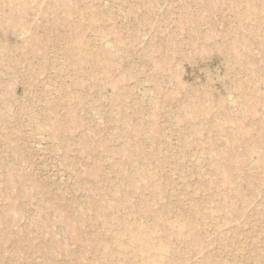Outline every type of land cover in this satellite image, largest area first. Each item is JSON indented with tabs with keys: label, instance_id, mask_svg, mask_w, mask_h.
Returning <instances> with one entry per match:
<instances>
[{
	"label": "rangeland",
	"instance_id": "rangeland-1",
	"mask_svg": "<svg viewBox=\"0 0 264 264\" xmlns=\"http://www.w3.org/2000/svg\"><path fill=\"white\" fill-rule=\"evenodd\" d=\"M0 264H264V0H0Z\"/></svg>",
	"mask_w": 264,
	"mask_h": 264
},
{
	"label": "bare ground",
	"instance_id": "bare-ground-1",
	"mask_svg": "<svg viewBox=\"0 0 264 264\" xmlns=\"http://www.w3.org/2000/svg\"><path fill=\"white\" fill-rule=\"evenodd\" d=\"M108 45V44H107ZM168 139V138H167ZM260 195V194H259Z\"/></svg>",
	"mask_w": 264,
	"mask_h": 264
}]
</instances>
